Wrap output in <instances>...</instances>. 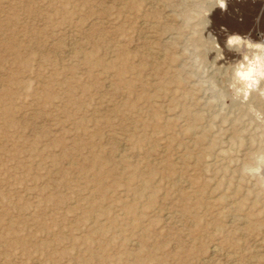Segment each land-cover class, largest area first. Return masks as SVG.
Here are the masks:
<instances>
[{"label":"rangeland","instance_id":"rangeland-1","mask_svg":"<svg viewBox=\"0 0 264 264\" xmlns=\"http://www.w3.org/2000/svg\"><path fill=\"white\" fill-rule=\"evenodd\" d=\"M220 2L0 0V264H264V2Z\"/></svg>","mask_w":264,"mask_h":264},{"label":"clouds","instance_id":"clouds-1","mask_svg":"<svg viewBox=\"0 0 264 264\" xmlns=\"http://www.w3.org/2000/svg\"><path fill=\"white\" fill-rule=\"evenodd\" d=\"M219 7L226 9V0H221ZM221 31L227 32L222 27ZM216 38V37H215ZM226 47L234 52L239 58L233 63V83L231 87L238 96H247L253 91H259L264 95V40L253 42L248 36L231 34L227 36ZM250 175L264 174V154L255 159V166L246 168Z\"/></svg>","mask_w":264,"mask_h":264},{"label":"bare ground","instance_id":"bare-ground-1","mask_svg":"<svg viewBox=\"0 0 264 264\" xmlns=\"http://www.w3.org/2000/svg\"><path fill=\"white\" fill-rule=\"evenodd\" d=\"M186 1V0H185ZM256 1H258L259 2V6L261 5V4H263V2H264V0H238V1H235V0H226V4H228V3H230V4H228V5H226V6H228L227 8H229V5H231L230 7V9H232V12H230L231 14L233 13V14H235L236 15V13H235V11L233 10V8L234 7H237V8H241V9H244L245 11H246V8L249 6V5H251V4H253L254 2H256ZM220 5V4H219ZM219 5H218V7H216L217 8V10L220 8L219 7ZM221 9V8H220ZM229 10V9H228ZM221 11H223V13L224 14H226L227 12L225 11V10H222L221 9ZM226 12V13H225ZM229 13V14H230ZM214 14V13H213ZM228 14V13H227ZM217 15V14H216ZM221 16H222V14H221ZM228 16V15H227ZM233 16V15H232ZM231 16V17H232ZM242 16V15H241ZM236 18V17H235ZM190 19V18H189ZM213 19H215V18H213ZM216 20V19H215ZM215 20H214V22H215ZM218 20V19H217ZM216 20V21H217ZM220 21V20H219ZM219 21H217V23L219 22ZM221 23V22H220ZM219 23V24H220ZM240 23V22H239ZM239 23H237L236 25V27H234L235 28V30H237V31H241V28H240V26H243L242 25V23L241 24H239ZM170 37V36H169ZM173 37V36H172ZM75 43V42H74ZM73 43V44H74ZM75 45V44H74ZM225 46V45H224ZM225 49V48H224ZM226 50V49H225ZM71 51H73V53H74V50H71ZM70 53V52H69ZM232 54H234V53H232ZM162 55V54H161ZM163 57V56H162ZM160 59V58H159ZM232 77V79H233V75L231 76ZM231 79V80H232ZM110 87V86H109ZM261 87H264V85H261ZM236 99V98H235ZM238 99H240V102H238V103H240L243 107H246V108H250L249 110H251V109H253L255 112H258L259 114H262V113H264V95H262L259 91H253V92H251L248 96H247V98H245V97H243V96H240V98H238ZM239 101V100H238ZM253 111V112H254ZM253 112H251V113H253ZM254 112V113H255ZM264 117V116H263ZM263 121V120H262ZM193 132H194V130H193ZM194 136H195V134H194ZM186 156V155H185ZM236 217V216H235ZM237 217H239V216H237ZM217 248V247H216Z\"/></svg>","mask_w":264,"mask_h":264}]
</instances>
